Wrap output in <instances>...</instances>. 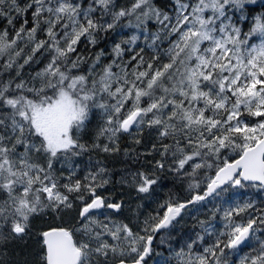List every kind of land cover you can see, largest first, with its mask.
Wrapping results in <instances>:
<instances>
[{"label": "snow or ice", "instance_id": "obj_1", "mask_svg": "<svg viewBox=\"0 0 264 264\" xmlns=\"http://www.w3.org/2000/svg\"><path fill=\"white\" fill-rule=\"evenodd\" d=\"M256 4L0 0V264H172L160 247L177 264H230L245 246L239 264H264V200L245 198L264 192ZM164 174L186 199L155 196ZM116 184L155 207L101 194ZM190 206L207 218L184 237ZM68 213L71 228L39 223Z\"/></svg>", "mask_w": 264, "mask_h": 264}, {"label": "trees", "instance_id": "obj_2", "mask_svg": "<svg viewBox=\"0 0 264 264\" xmlns=\"http://www.w3.org/2000/svg\"><path fill=\"white\" fill-rule=\"evenodd\" d=\"M119 2L121 4L126 3V0H119ZM168 0H160V3H167ZM261 1L258 0L257 4L252 7V13L256 14L257 11L259 10H264V4L260 3ZM251 22V18H249V23ZM245 30H247V25L245 26ZM121 32L124 35H130L131 34V30L128 28L122 29ZM114 36H116L118 38V34H114ZM111 42V40H109V43ZM251 43H259V39L258 38H253L252 41H250ZM142 43V41L140 42ZM103 46V45H101ZM30 71V69H29ZM96 120L93 121L92 125H90V128H94L96 125ZM87 139V137H85ZM127 141V142H126ZM148 139H147V133H146V139H145V143L147 144ZM130 143V138L128 136H122L121 140H120V145L121 148H125L128 147ZM93 159H101V160H108L109 158L104 157L102 154H99V156H96V153H92L91 154ZM127 158L121 156L119 159H115V158H111L110 162H109V167L117 170V167H119V172H121V170L125 169L126 167H128L127 164L124 163V160H126ZM88 160L87 156H84L82 158V161L84 163H86ZM115 162V164H114ZM119 162V166L118 165ZM116 165V166H115ZM165 178L161 181L159 187L156 190L155 196L159 199V200H164L165 198L168 197L169 193H175V195L177 197H179L181 200H184L187 198L188 193H187V182L181 183L180 181L174 179V177L170 174H164ZM247 191V196L245 198H253L256 199L258 202L261 200H264V192H260L257 189H251V190H246ZM253 193H256V195H253ZM122 194L123 197H122ZM135 195L130 192V189H128L127 187H120L119 185V197L121 198H125V199H129V201L133 204L135 203H143L145 210L147 212H150L152 210V208L155 207L154 203H150L148 201H136L133 200L132 197H134ZM209 207H211V205H209ZM206 212L207 209H201L200 213H197L195 211V209H193L192 207H190L187 210V215H185L184 220L182 221V223L184 224V227L182 229H178V231H180L181 235L186 237L189 233L192 232V228L191 225L193 224V220L191 219V217L193 215H199V217L201 219H205L206 217ZM73 215H75L74 213H72ZM66 216H68V214H66L62 219L61 218H57L54 219L53 216H48L45 217L42 221H39V223L42 225L43 229H47L48 227H55V226H66L67 228H71L76 222L73 218H71L70 222H65L66 220L64 219ZM50 217V218H49ZM104 218V217H103ZM115 219H122V216H118V217H113ZM55 220V221H54ZM62 221V222H61ZM62 223V224H61ZM155 246V243H154ZM253 246H255V243L253 244ZM38 249V243L35 239L29 241V251L31 252H35ZM157 252L159 253H163L165 256L168 257L169 260H171L172 264H177L176 260L174 257H172L171 253H169L168 251H166L165 247H160L156 249ZM246 253H238L236 255H233V257H230V264H239V259L241 256L248 254L251 251L250 247L246 248ZM161 257L160 256H154L153 259L150 261V264H159Z\"/></svg>", "mask_w": 264, "mask_h": 264}, {"label": "flooded vegetation", "instance_id": "obj_3", "mask_svg": "<svg viewBox=\"0 0 264 264\" xmlns=\"http://www.w3.org/2000/svg\"><path fill=\"white\" fill-rule=\"evenodd\" d=\"M117 166H119V162H118V165ZM115 172H116V178L118 179L119 178V173H121V172H119V167H117V171L115 170ZM101 194H103V195H112L114 198H119V185L118 184H116V185H109V186L106 187V189ZM254 243L255 242H253V244ZM247 247L248 246H245L243 248V250L241 251V253H246L247 252L246 251V248ZM230 257H233V256H230Z\"/></svg>", "mask_w": 264, "mask_h": 264}, {"label": "rangeland", "instance_id": "obj_4", "mask_svg": "<svg viewBox=\"0 0 264 264\" xmlns=\"http://www.w3.org/2000/svg\"><path fill=\"white\" fill-rule=\"evenodd\" d=\"M257 1H258V0H257ZM97 155L99 156V154H96V156H97ZM120 174H121V173H120ZM120 174H119V175H120ZM120 187H121V186H120ZM130 192H132V191L130 190ZM132 193L135 195L134 192H132ZM119 198H121V197H119ZM110 211H111V210H109V212H110ZM73 216H74V215H72V213H68V217H70V218L65 219V220H66L65 222H70V221H71V218H73ZM53 217H54V216H53ZM100 218L103 219V216H100ZM54 219H56V217H54ZM54 221H55V220H54Z\"/></svg>", "mask_w": 264, "mask_h": 264}, {"label": "bare ground", "instance_id": "obj_5", "mask_svg": "<svg viewBox=\"0 0 264 264\" xmlns=\"http://www.w3.org/2000/svg\"><path fill=\"white\" fill-rule=\"evenodd\" d=\"M127 142V141H126ZM97 154V153H96ZM98 156V155H97ZM114 164H115V162H114ZM116 166V165H115ZM117 171V170H116ZM120 174V173H119ZM73 215V214H72ZM50 218V217H49ZM68 218H70V217H68V216H66L64 219H68ZM62 222V221H61ZM62 224V223H61ZM63 226V225H62ZM64 227H66V226H64Z\"/></svg>", "mask_w": 264, "mask_h": 264}, {"label": "water", "instance_id": "obj_6", "mask_svg": "<svg viewBox=\"0 0 264 264\" xmlns=\"http://www.w3.org/2000/svg\"><path fill=\"white\" fill-rule=\"evenodd\" d=\"M60 227V226H59ZM64 227V226H63ZM53 228H57V227H53ZM67 228V227H66Z\"/></svg>", "mask_w": 264, "mask_h": 264}]
</instances>
